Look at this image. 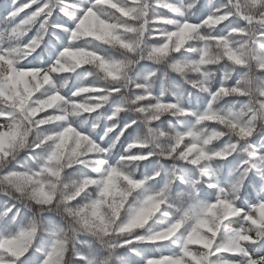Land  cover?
Listing matches in <instances>:
<instances>
[{"label":"clouds","instance_id":"clouds-1","mask_svg":"<svg viewBox=\"0 0 264 264\" xmlns=\"http://www.w3.org/2000/svg\"><path fill=\"white\" fill-rule=\"evenodd\" d=\"M0 264H264V0H0Z\"/></svg>","mask_w":264,"mask_h":264}]
</instances>
